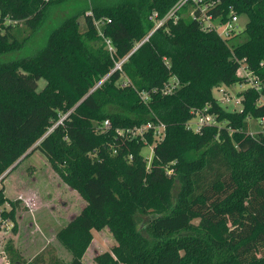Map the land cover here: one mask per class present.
Returning a JSON list of instances; mask_svg holds the SVG:
<instances>
[{"label": "trees", "instance_id": "trees-1", "mask_svg": "<svg viewBox=\"0 0 264 264\" xmlns=\"http://www.w3.org/2000/svg\"><path fill=\"white\" fill-rule=\"evenodd\" d=\"M71 1L0 0V55L23 49ZM178 1L83 0L33 54L0 62V176L39 150L85 200L57 233L69 261L44 251L26 260L8 244L13 264H85L93 230L105 227L117 244L99 264H264V132L248 121L264 117V0L188 1L157 27ZM241 14L244 39L222 36L217 26ZM242 66L260 88L240 91L242 108L230 110L214 89L248 82ZM207 106L220 125L193 130ZM148 121L165 124L161 139L127 132ZM19 201L0 187V225Z\"/></svg>", "mask_w": 264, "mask_h": 264}, {"label": "rangeland", "instance_id": "rangeland-1", "mask_svg": "<svg viewBox=\"0 0 264 264\" xmlns=\"http://www.w3.org/2000/svg\"><path fill=\"white\" fill-rule=\"evenodd\" d=\"M84 4L83 0H75L64 5L52 8L44 24L28 40L26 46L18 51L0 55V62L15 59L25 55L33 54L40 48L49 33L68 14L75 12ZM163 19V18H162ZM81 26H84V17L79 18ZM206 22V21H205ZM248 16L241 14L233 22L234 29L231 33L241 32V39H244L242 32L246 28ZM208 24V20L206 22ZM101 25L99 24L98 27ZM24 31L20 37L29 36L31 29L21 24ZM223 32L224 27H217ZM224 37H227L222 34ZM241 73L243 71L241 70ZM45 83L44 79L39 82L41 88ZM248 82L238 83L231 87L221 86L214 89V95L221 102L222 91L225 88L232 96L248 87ZM230 110H240V104H223ZM110 109H117L110 107ZM193 118L191 121H195ZM250 132H258L261 129L260 120L251 117L248 119ZM145 157L151 159L153 145L147 144L142 149ZM4 186L6 197L14 201L19 199L15 211L14 220H2L0 225V264H13L6 251L8 244H14L19 253L26 260H30L39 252H45L49 258L50 252L59 258L69 261L71 253L59 242L58 231L64 227L76 214L80 212L85 200L80 193L70 187L51 166L49 160L39 150L31 152L25 159L0 181V187ZM177 181L174 191L179 189ZM2 209L10 210V202H6ZM94 238L83 255L85 264H99L96 256L102 252L109 251L117 244L115 237L108 227L101 230H93ZM52 250V251H51Z\"/></svg>", "mask_w": 264, "mask_h": 264}, {"label": "built area", "instance_id": "built-area-1", "mask_svg": "<svg viewBox=\"0 0 264 264\" xmlns=\"http://www.w3.org/2000/svg\"><path fill=\"white\" fill-rule=\"evenodd\" d=\"M43 1H50V0H43ZM188 1H192V2H195V3H199L201 2L202 0H179L175 5L174 7L168 12V14L163 18L161 19L158 24H157V27L160 26L161 24H163L164 20H166L167 18L171 17V16H175L177 17L176 13H177V10H179L184 4H186ZM204 11V10H203ZM90 13V12H88ZM157 16V15H155ZM204 16V15H203ZM204 19L205 21L207 22L208 20V24L206 23V26H212V22H211V18L210 17H205L204 16ZM237 20V16H234L229 22H227L226 24L224 25H220V26H223L224 27V30L223 32H220V34H227L225 36H229L230 35V32L234 29V25H233V22ZM5 23L6 24H9V23H13V24H16L18 23V21H13L11 20L10 18H6L5 20ZM99 24H101L99 21L97 22V25L99 26ZM156 27V28H157ZM219 27V26H217ZM223 36V35H222ZM106 41V44L108 46V50L110 52H112L114 50L113 48V45H112V42L110 39H105ZM120 64H117V68H120ZM241 70L243 71V75L247 77L248 79V84L250 86H253L255 88H260L259 86V83L256 79L255 76L252 75V73L245 67V66H242L241 67ZM176 84H177V81H176ZM176 84H173V85H169L168 87V91H171L172 88L176 85ZM248 85V86H249ZM146 95H144V98L146 99ZM241 97L236 94L235 96H232L225 88L223 89L222 91V97H221V103L222 104H233V105H237V104H240L241 105ZM208 106L205 107L203 110L199 109V110H195L194 111V118H196L195 121H191L190 120V127L195 130V131H200L202 129L203 126H206V125H213V124H218L220 125V123L216 120V116L212 113H210L208 111ZM260 125H261V129L259 131H262L264 132V117L260 118ZM110 126V121L108 119H106L104 122H103V127L105 128H108ZM150 129H153L154 130V135H155V138L157 139H161L163 136H164V130H165V124L163 122H158V123H154L153 121H148L147 123L139 126V127H136L134 129H131V130H128L127 132L129 133V135L131 137H142L145 139V132L150 130ZM252 134L255 133V132H251Z\"/></svg>", "mask_w": 264, "mask_h": 264}, {"label": "water", "instance_id": "water-1", "mask_svg": "<svg viewBox=\"0 0 264 264\" xmlns=\"http://www.w3.org/2000/svg\"><path fill=\"white\" fill-rule=\"evenodd\" d=\"M148 37H149V36H148ZM148 37H146L145 40L148 39ZM142 42H143V41H142ZM142 42H141V43H142ZM141 43H140V44H141ZM140 44H139V45H140ZM139 45H138V46H139ZM138 46H136V48H137ZM136 48H135V49H136ZM135 49H134V50H135ZM27 153H28V152H26V153H25L20 159H22ZM20 159H19V160H20ZM19 160H18V161H19ZM18 161H17V162H18ZM17 162H15L11 167H9V168H8V169H7V170H6V171L0 176V180H2V179H3V178H4V177H5V176H6V175L12 170V168L17 164Z\"/></svg>", "mask_w": 264, "mask_h": 264}]
</instances>
